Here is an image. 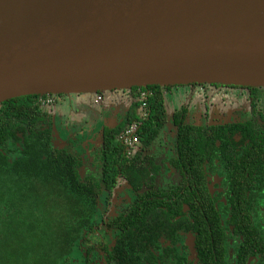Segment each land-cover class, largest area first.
Returning <instances> with one entry per match:
<instances>
[{
  "label": "flooded vegetation",
  "instance_id": "af4514ba",
  "mask_svg": "<svg viewBox=\"0 0 264 264\" xmlns=\"http://www.w3.org/2000/svg\"><path fill=\"white\" fill-rule=\"evenodd\" d=\"M209 85L161 87L163 97L172 87H183L186 99L172 112L168 143L162 130L167 114L157 136L144 144L138 130L141 119L147 117V105L142 101L135 106L138 99L129 90H120L131 100L119 114L117 126L102 128L100 124L93 144L90 138L76 143V134L59 135L66 139L60 141L62 146L53 139L47 112L56 104L55 96L38 95L37 104L44 97L52 103L38 104L43 113L37 116V130L50 133L52 149L77 159L80 179L98 183L91 226L65 264H264V91L253 93L262 98L258 108L249 103L250 93L246 99L244 94L230 93L235 98L228 102L212 99ZM146 88L135 89V94L147 98ZM93 95L95 102L103 99L102 92ZM191 105L192 115H188ZM177 112L179 124L173 120ZM131 126L138 136L132 152L121 139ZM115 131L122 154L138 157L132 163L142 169L139 187L129 183L122 171L111 189L101 183L102 137ZM16 135L19 140L7 142L3 152L9 162L22 150L25 136ZM134 210L137 213L123 221Z\"/></svg>",
  "mask_w": 264,
  "mask_h": 264
},
{
  "label": "water",
  "instance_id": "95a60500",
  "mask_svg": "<svg viewBox=\"0 0 264 264\" xmlns=\"http://www.w3.org/2000/svg\"><path fill=\"white\" fill-rule=\"evenodd\" d=\"M190 84L264 87V0H0V103Z\"/></svg>",
  "mask_w": 264,
  "mask_h": 264
},
{
  "label": "trees",
  "instance_id": "16d2710c",
  "mask_svg": "<svg viewBox=\"0 0 264 264\" xmlns=\"http://www.w3.org/2000/svg\"><path fill=\"white\" fill-rule=\"evenodd\" d=\"M220 85L210 84L208 97L228 102L235 98L230 93L244 94V99L250 93L252 106L263 105L260 94L253 95L264 91L263 87ZM135 89L129 90L138 99L135 106L145 101L148 109L138 130L143 143L148 144L166 120L163 89L148 86L147 98H140ZM37 98L29 95L0 103V264H65L95 213L98 183L80 179L77 159L52 149L50 133L37 130V116L43 113ZM179 116L178 112L173 114L177 124ZM17 133L25 136L22 150L9 162L3 152L7 142L19 140ZM183 133L181 129L180 142L185 140ZM117 134L102 137L105 156L101 183L111 189L122 171L129 183L139 187L142 169L132 163L138 157L129 159L122 154ZM135 213L130 212L123 221Z\"/></svg>",
  "mask_w": 264,
  "mask_h": 264
},
{
  "label": "rangeland",
  "instance_id": "374dc122",
  "mask_svg": "<svg viewBox=\"0 0 264 264\" xmlns=\"http://www.w3.org/2000/svg\"><path fill=\"white\" fill-rule=\"evenodd\" d=\"M114 91H116V93H113ZM101 92L103 94V99L99 102H95L94 93L90 92L54 95L56 104L53 105L52 108L47 109L51 117V130L54 141L58 140L59 135L69 134L75 137L76 134V138H74L76 143H82L86 138H90V143H95L94 140L96 138L93 136V133L101 124L100 120L102 119V115L106 112H113L116 114L118 111H121L119 105H122L123 101L124 109L126 108V101V105H129L128 100L121 96L120 90H104ZM184 95L183 87H172L170 92L164 95V108L167 114V121L162 130L165 134V141L167 143L172 138V112L186 102ZM192 109L191 105L188 115H192ZM195 110L197 113L198 108ZM107 116L108 115H105V117ZM167 147L168 145L166 148ZM85 156L94 159L92 155L85 154Z\"/></svg>",
  "mask_w": 264,
  "mask_h": 264
},
{
  "label": "built area",
  "instance_id": "2783aa9c",
  "mask_svg": "<svg viewBox=\"0 0 264 264\" xmlns=\"http://www.w3.org/2000/svg\"><path fill=\"white\" fill-rule=\"evenodd\" d=\"M145 93H141L142 97H145ZM100 97L96 96V100H99ZM52 103V101L49 98H40L38 100V104L41 106H49ZM121 139L126 147L129 148V151L132 152V150L135 148V145L138 142V136L135 131V126L128 127L124 133L121 136ZM128 151V152H129Z\"/></svg>",
  "mask_w": 264,
  "mask_h": 264
},
{
  "label": "crops",
  "instance_id": "0c3cea01",
  "mask_svg": "<svg viewBox=\"0 0 264 264\" xmlns=\"http://www.w3.org/2000/svg\"><path fill=\"white\" fill-rule=\"evenodd\" d=\"M113 93H116V91H114ZM120 93H121V96L123 98H126L128 100V102H130L131 98H130V95L127 92H120ZM126 103H127V101H126ZM126 103H125V106L127 107ZM123 104H124V101H123L122 105L121 104L119 105V109L121 111H118L116 114H114L113 112H106L104 115H102V119L100 120L101 121L100 127L105 128L106 126H108L110 128H114L115 126H117L118 116H119V114H121L122 112H124ZM105 115H108V116L105 117ZM61 138L58 139L59 141H57V143H59L60 141H62ZM64 140H66V139H64ZM64 140L62 142H64ZM61 144H62V146L64 145L63 143H61Z\"/></svg>",
  "mask_w": 264,
  "mask_h": 264
}]
</instances>
